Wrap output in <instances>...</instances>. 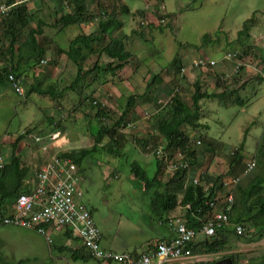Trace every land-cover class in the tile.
Instances as JSON below:
<instances>
[{
  "label": "rangeland",
  "instance_id": "rangeland-1",
  "mask_svg": "<svg viewBox=\"0 0 264 264\" xmlns=\"http://www.w3.org/2000/svg\"><path fill=\"white\" fill-rule=\"evenodd\" d=\"M8 1L0 0V4H9ZM25 3L35 12L31 26H36L39 19L45 22V34L39 39L47 51L33 68L22 72L24 88L27 89L37 79L43 86L52 83L57 89L70 85L77 72L76 65L65 55L58 56L56 45L67 48L70 40L78 34L94 31L97 21L59 29L53 24L56 15L62 11L59 6L70 10L66 0H32ZM127 3L133 8L148 6L153 15L138 12L140 15L133 16L131 20L130 16H124L121 32L129 35L125 42L134 53V59L115 75L103 76L96 83L89 84L87 81L81 88L67 91L59 100L38 93L20 95L9 85L0 86L2 155L6 160L10 159L11 142L28 130L17 150L24 163L30 169L32 166L33 174L44 165V158L48 156L41 152L43 145L47 143L52 154L93 146L98 126L116 119L130 95L137 97V105L129 121L119 129L126 136L120 155L108 151L107 147L114 143L105 138L98 152L85 158L78 166L83 178V200L92 209L102 231L103 246H106V240L119 245L128 241L135 244L154 232L158 214L151 204L152 192H146L134 179L130 164L137 160L151 176L154 175L155 149L165 143L153 126L156 116L166 111L168 106L157 110L167 104L175 93L190 102L194 84L199 81L202 90L209 92L220 91L227 86L239 87V94L246 101L244 104L222 106L217 99L203 100L202 123L209 130L185 127L189 135V149L195 151V163L190 161V181L194 177L201 178L203 174L218 176L226 173L233 152L249 128L243 159L235 166L234 174L240 173L245 161L255 157L256 146L264 130V0H127ZM252 17L251 37L239 41L237 32ZM28 28L30 26L24 34L28 33ZM206 34H210L213 41L202 45ZM226 53H237L231 61L242 62L240 70L236 63H230V75L219 70ZM201 57L214 59L218 64L207 69L192 67L193 61ZM96 58L97 55H90L85 66L91 67ZM175 58L178 61L173 63ZM100 61L105 64L109 58L103 55ZM11 63L8 55H0V71L10 67ZM23 67L27 68L25 64ZM155 73H159L161 81L145 97L141 96ZM220 75L227 79H218ZM87 97L90 100L85 99ZM92 98L109 110L106 117L99 119L96 116V109L91 105ZM54 132H60V136L51 140L49 135ZM206 132L214 145L203 139ZM31 134L42 136L43 143L35 142ZM198 140L201 144L197 143ZM113 148L119 150L115 146ZM28 152L32 157L30 163ZM165 167L163 163L162 177L168 179L171 173ZM179 209L180 216L184 217L186 208ZM160 214L166 215V211ZM246 228L243 236L229 234L228 244L219 253L195 254L183 263L171 264L209 263L233 253L239 254L240 262H262L264 236L249 241L256 235L253 227ZM50 237L51 243L34 229L15 225L0 227V264H95L92 259H73L71 250L61 248H81L82 242L57 232L51 233Z\"/></svg>",
  "mask_w": 264,
  "mask_h": 264
},
{
  "label": "trees",
  "instance_id": "trees-1",
  "mask_svg": "<svg viewBox=\"0 0 264 264\" xmlns=\"http://www.w3.org/2000/svg\"><path fill=\"white\" fill-rule=\"evenodd\" d=\"M13 2V0L8 1L9 4ZM66 2L71 8L66 10L64 6H59L62 11L59 15H56L54 26L63 29L74 24L97 21L94 31L78 34L70 40L67 48L56 45V54L58 56L59 54L61 56L65 55L68 60L76 65V75L70 85L61 89H57L55 84L52 83L43 86L37 79L25 89V95L38 93L59 100L63 98L67 91H75L87 81H89V84L96 83L103 76L115 75L119 70L124 69L130 60L134 59V53L127 48L125 42L129 35L121 32L124 27L122 16L131 12L130 6L124 0H66ZM34 19L35 12L30 10L27 3H20L13 7L10 13L0 22V36H2L0 37V55H8L12 61L10 67H4L0 71V86H10V74L22 78V72L33 68L47 51V48L43 46L39 39L45 34L43 29L45 22L39 19L36 26H31ZM253 21V17L247 19L243 28L237 32L239 41L251 37V23ZM29 26L28 33L24 34L25 29ZM161 29L163 28L161 27ZM133 32L136 33L137 30H133ZM212 41V36L206 34L202 45H207ZM90 55H97V58L91 67H86L85 63ZM103 55L109 58V61L105 64L100 61ZM176 61L178 60L175 58L173 63ZM23 64L27 68H24ZM22 80L24 85V78ZM160 81L159 73H155L148 83L146 91L141 96L145 97V94L149 93L152 87ZM218 83H220L219 80ZM194 88L190 102L185 101L179 93H175L167 104L162 105L157 111L166 105L168 106L167 110L156 116L153 126L162 137L167 150L173 152L179 149L185 152L189 162L192 160V163H195V151L189 149V135L186 133L185 127L194 130H209V127L202 123L203 100L217 99L222 106H229L232 103L244 104L246 102L239 94L241 89L239 87L231 88L227 86L223 90L209 92L202 90L200 82L197 81ZM85 99L90 100V97ZM91 100V105L96 109V116L99 119L106 117L109 110L97 102V99L92 98ZM136 105L137 97L130 95L121 114L116 119L113 118L109 124L98 126V130L94 134L93 146L62 152L59 153L60 156L71 158L77 166H81L85 158L98 152L100 144L103 143L105 138H109L114 143L113 146L119 148V150H115L111 145L110 148L107 147L108 151L119 156L126 139V136L119 129L129 121ZM28 132L27 130L20 134L11 142L10 159L6 160L4 167L0 169V209L4 211H6L8 204L12 205L20 194L26 192L25 181L30 173V167L24 163L17 149ZM248 134L249 128L245 130L243 140L233 152L228 171L218 176L203 174L199 184L188 181L189 170L184 168L177 170L170 178L164 179L162 177L163 163L158 158L155 160L156 171L154 175L151 176L146 167L137 160L131 162V172L135 177L134 179L140 182L146 192H152L151 204L157 214L181 206L186 208L185 217L188 224L198 226L201 221L211 214L210 208L205 204L206 200L212 198L216 194L215 190L222 187L221 184L224 178L239 174H234L235 166L243 159ZM204 135L203 139L214 145L207 132ZM255 158L257 165L254 172L249 177L244 178L236 187L235 203L231 211V223H243L245 233L242 235L236 234L232 226H225L216 235L195 242L193 245L194 255L215 254L223 251L228 244L229 234L243 236L246 234L247 226L253 227L256 235V238L252 237L249 241H256L264 236V130L256 146ZM66 234L67 237L81 242V239L72 230H67ZM61 248L71 250L73 259H95L83 244L81 248L76 249ZM225 257H231L233 264H264V260L262 262H252L251 260L240 262L237 253L228 254ZM215 261H209V263ZM196 263L198 262L187 264Z\"/></svg>",
  "mask_w": 264,
  "mask_h": 264
},
{
  "label": "built area",
  "instance_id": "built-area-1",
  "mask_svg": "<svg viewBox=\"0 0 264 264\" xmlns=\"http://www.w3.org/2000/svg\"><path fill=\"white\" fill-rule=\"evenodd\" d=\"M32 0H16L11 4H0V22L10 13L13 7L20 3ZM237 53H226L223 60L231 61ZM45 63V60H42ZM239 68L241 61H235ZM218 61L209 57H201L192 63V67L207 69L213 68ZM185 71V68L183 69ZM220 80H226V76H217ZM9 83L12 89L25 95L22 78L15 74L9 75ZM161 102V101H160ZM35 142L43 143V137L31 134ZM60 136V132L49 135L51 140ZM201 144V140L197 141ZM42 154H48L44 165L36 171V184L30 192L20 194L7 212L0 209V227L7 225L21 226L34 229L45 235L49 243L52 242L50 234L54 232H66L72 230L81 239L88 252L102 264H171L182 262L194 257L193 245L199 241V237H212L225 227L232 226L235 233H245L243 223H231V211L235 203L236 187L240 182L250 176L256 168V158L245 161L242 171L222 180V189L206 200L205 204L210 208L211 214L201 221L198 226H190L185 217L170 218L169 225L174 235L170 239L158 241L152 249L135 254L132 252H114L106 250L101 245L102 232L98 227L94 216L84 203L83 178L79 173L77 164L67 157H61L59 153L52 154L49 145H43ZM156 157L161 160L166 170L174 174L180 168L191 169L188 156L181 150L171 152L164 144L157 146ZM6 162L0 149V169ZM191 178V177H190ZM189 178V179H190ZM201 178L194 177L192 182L199 184ZM189 182H191L189 180ZM189 207V206H188Z\"/></svg>",
  "mask_w": 264,
  "mask_h": 264
},
{
  "label": "crops",
  "instance_id": "crops-1",
  "mask_svg": "<svg viewBox=\"0 0 264 264\" xmlns=\"http://www.w3.org/2000/svg\"><path fill=\"white\" fill-rule=\"evenodd\" d=\"M127 3V0H124ZM152 2V0H151ZM155 4V3H154ZM129 5V4H128ZM130 6V5H129ZM131 12L129 14H125L122 16V19L124 18V16L128 15L130 16V20L134 17H136L137 15H140V14H137L138 12L139 13H147L149 15H153L151 9L148 8V6H145V8H139V7H131ZM142 10H144V12H142ZM149 18H153L152 16H150ZM124 20V19H123ZM145 20H143L144 22ZM146 23V22H145ZM144 23V24H145ZM88 33V32H86ZM64 56V55H63ZM230 63H233L235 65V62L233 61H225L223 60L222 58V61L220 62V67H222V69L219 68L220 72L222 74H226V75H230ZM232 71V70H231ZM232 74V73H231ZM230 78V77H229ZM231 81V80H230ZM20 155L21 153L19 152V150L17 151ZM48 156H45L44 158V163H45V160ZM29 160V163H30V160L32 159V157L30 156V152H28V158ZM32 163V162H31ZM43 166V165H42ZM41 166V167H42ZM41 169V168H40ZM166 169V167H165ZM33 168L31 166V169H30V173L28 174L27 178H26V181H25V185L27 186L26 188V192H30L33 187L35 186L36 184V178H35V174H33L32 172ZM38 171V170H37ZM190 171V170H189ZM190 173V172H189ZM172 176V174H171ZM190 178V177H189ZM14 203V202H13ZM11 207L12 205L11 204H8L7 206V209L6 211L9 212L11 211ZM181 206L173 209V210H169V211H166V215H163V214H158V219L157 221L155 222V228H154V232L153 233H150V234H147L148 237L145 238L144 240H141L137 243L134 244V242H130L128 241L127 243L123 244V245H119L117 242L113 241V242H109L108 240H106V246H103V234H102V240H101V245L104 249L106 250H110V251H114V252H132V253H135V254H139V253H143V252H146L150 249L153 248V246L160 240H165V239H170L171 237H173L174 235V232L172 230V228L170 227L169 225V219L172 218V217H183L182 215L180 216V213H181V210L179 209ZM89 208V207H88ZM93 214V211L91 208H89ZM94 216V214H93ZM185 217V216H184ZM186 218V217H185ZM102 232V231H101ZM59 233H62L64 234V236L66 237L67 234L66 232H58ZM144 233H148V232H144ZM105 236V235H104ZM69 238V237H68ZM204 239L203 236H200L199 237V241ZM94 260L95 264H102L101 262H99L97 259H92ZM180 263H183V262H180ZM186 264V263H185Z\"/></svg>",
  "mask_w": 264,
  "mask_h": 264
},
{
  "label": "water",
  "instance_id": "water-1",
  "mask_svg": "<svg viewBox=\"0 0 264 264\" xmlns=\"http://www.w3.org/2000/svg\"><path fill=\"white\" fill-rule=\"evenodd\" d=\"M196 264H233L232 258L231 257H225L221 258L213 263H208V262H198Z\"/></svg>",
  "mask_w": 264,
  "mask_h": 264
}]
</instances>
